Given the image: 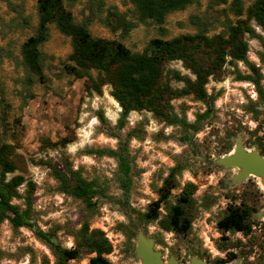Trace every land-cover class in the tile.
Here are the masks:
<instances>
[{
	"label": "rangeland",
	"instance_id": "374dc122",
	"mask_svg": "<svg viewBox=\"0 0 264 264\" xmlns=\"http://www.w3.org/2000/svg\"><path fill=\"white\" fill-rule=\"evenodd\" d=\"M62 2L75 23H86L91 37L116 41L130 52L140 53L151 39L169 40L196 33L212 37L223 33L227 25L246 19L245 9L253 0H241L243 14L239 17L230 11V0L224 3L194 0L182 10L167 14L160 25L149 21L139 23L128 0ZM115 15L134 23V28L123 33L116 25ZM106 19L111 27L106 25ZM36 24V0H0V92L8 105L6 127L3 132L0 128V143L13 146L14 153L23 161L25 173L15 171L14 174L22 175L35 186L32 194L34 228L51 233L56 243L69 248L73 245L70 232L86 223L89 229L104 233L111 245V252L104 257L112 264H139L133 254L138 228L153 240L154 249L163 261L172 256L177 264H190V258L196 257L214 264L215 258L225 259L230 252L236 258L227 264H264L261 226L264 224L261 216L264 186L255 177L232 183L236 169L216 163L232 150L235 138L241 139L245 149L257 151L255 138L261 135L264 127V104L257 102L252 83L236 79L237 75H248L247 68L240 62H235L234 66L225 63L218 78H208L205 91L213 98L212 111L194 133L179 125L160 123L143 110L129 112L119 127L120 108L109 96L110 86L103 85L100 93L88 92L85 86L90 84L89 78H75L65 68L73 66L68 60L69 39L60 35L53 25H48V39L38 47L43 83L34 81L24 72L19 50L33 35ZM248 25L264 38V32L255 27L253 21ZM243 40L247 44V61L257 68L261 76L259 85L264 91V62L259 58L261 47L256 39L247 35H243ZM165 69L193 78L177 60L166 64ZM88 74L90 78L95 77L94 71ZM169 85L175 89L182 87L181 83L173 81ZM169 105L173 114L184 119L186 124H192L195 114L205 110L192 95L172 99ZM255 127L259 131L254 135ZM63 137L72 142L64 147L43 145ZM119 141L126 142L132 175L127 201L136 213L145 212L148 204L157 198L156 190L175 162L184 166L177 178L178 188L171 192L168 201L174 202L184 184L194 186L189 210L190 230L185 236L164 232L156 222L135 223L129 239L121 229L128 220L116 204L98 198L95 210L87 211L81 202L58 192L47 163L60 170L69 164L84 179L97 181L107 198H121L114 160L96 154V150L115 149ZM223 144H229L230 149L222 150ZM9 177L7 175L6 179ZM24 188L22 184L18 192ZM12 203L20 204L21 201L12 200ZM239 204L252 209V232L246 237L226 233L227 240L222 241L215 223L228 205ZM159 212L161 216L165 213L163 209ZM91 256L80 254L69 264H87ZM0 264H53V258L31 230H13L3 222L0 225Z\"/></svg>",
	"mask_w": 264,
	"mask_h": 264
},
{
	"label": "trees",
	"instance_id": "16d2710c",
	"mask_svg": "<svg viewBox=\"0 0 264 264\" xmlns=\"http://www.w3.org/2000/svg\"><path fill=\"white\" fill-rule=\"evenodd\" d=\"M5 1V0H3ZM63 0H36L37 24L33 35L29 36L20 46V66L26 74L33 77L34 81L43 83L41 54L38 47L48 39V25L62 36L67 37L71 52L68 60L73 66L65 68L75 77H87L90 84L85 88L88 92L100 93L103 85H109V96L120 108L117 125L120 127L126 116L131 111H146L153 118L165 125H179L193 133L199 129L200 124L206 120L213 106V98L206 94L205 85L208 78H218L222 66L227 63L234 66L235 62L242 63L248 70V75H237L238 81H248L255 86L257 102L264 104V91L259 85L261 76L247 61V44L243 35L256 39L261 47L260 60L264 62V38L255 34L248 25L253 21L255 27L264 32V0H253L245 9L246 19L236 20L234 25H227L226 31L212 37L202 33L183 35L169 40L151 39L140 53H132L121 43L91 37L86 23H75L70 13L63 7ZM194 0H128L132 5L139 23L147 21L160 25L165 16L171 12L182 10ZM226 0H221L224 3ZM229 9L235 17L243 14L241 0H230ZM116 25L121 27L123 33H128L134 28V23L125 22L120 16L115 15ZM107 26L111 27L108 20ZM228 58L226 61L225 59ZM180 61L183 68L193 76L180 75L175 70L165 69L171 61ZM89 71L95 72V77L90 78ZM181 83L182 87L175 89L169 83ZM32 83L31 80H27ZM186 95L205 106L200 114H195L192 124H186L184 119L173 114L169 101ZM8 108L0 92V128L4 131L5 111ZM259 131L255 127L252 134ZM256 139V149L264 157V127ZM72 142L63 137L55 143L48 142L43 145L48 147L60 146ZM222 150L230 149L229 144H223ZM99 156H107L116 164V180L122 197L119 199L107 198L103 194L102 186L95 180L84 179L78 170H73L69 164L63 169H57L47 163L52 178L57 183L60 194L81 202L87 211L95 210L96 200L106 198L108 202L116 204L126 216L128 223L121 225L122 232L127 238L133 236V225L150 224L156 222L158 228L164 232L185 236L190 230L192 208V194L195 190L191 183H186L179 189L174 202L168 201L171 192L178 188L177 178L184 170L180 163L168 169L166 176L156 190L157 198L150 202L145 212L136 213L128 205L127 195L131 185V166L127 152L126 142H118L115 149L96 150ZM17 171L25 173L22 159L14 153V147L0 143V225L7 222L16 230L27 228L31 230L36 239L49 250L53 264H69L75 261L80 254L91 255L87 264H112L104 256L111 252V245L103 232L98 229H89L83 223L76 231L70 232L73 245L69 248L61 247L53 239L51 233L42 232L34 228L32 221V194L34 184L25 180L22 175L14 174ZM10 175L8 179L6 176ZM24 184L25 188L20 193L18 188ZM12 200L21 201L20 204ZM164 210L160 215L159 210ZM252 209L244 204L228 205L222 216L216 221L215 228L222 241L227 240L226 233H239L249 236L254 224L250 222ZM133 215V216H132ZM160 217V218H159ZM264 230V224H261ZM225 259L215 258L214 264H227L236 256L227 253Z\"/></svg>",
	"mask_w": 264,
	"mask_h": 264
},
{
	"label": "water",
	"instance_id": "95a60500",
	"mask_svg": "<svg viewBox=\"0 0 264 264\" xmlns=\"http://www.w3.org/2000/svg\"><path fill=\"white\" fill-rule=\"evenodd\" d=\"M216 163L226 168L236 169L234 176L231 178L232 183L242 181L248 177H255L264 186V157L260 156L256 150L245 149L240 138L234 139L232 150L227 155L218 158ZM261 216L264 218V209ZM134 242L133 254L139 264H177L172 256L167 261H163L161 254L154 249L153 240L146 237L139 228L136 229ZM189 263L208 264L196 257H191Z\"/></svg>",
	"mask_w": 264,
	"mask_h": 264
}]
</instances>
